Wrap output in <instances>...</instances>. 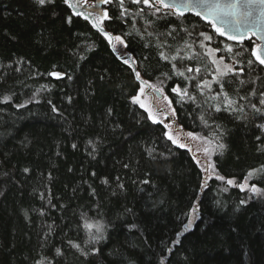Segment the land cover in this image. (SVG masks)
<instances>
[{
  "label": "trees",
  "instance_id": "obj_1",
  "mask_svg": "<svg viewBox=\"0 0 264 264\" xmlns=\"http://www.w3.org/2000/svg\"><path fill=\"white\" fill-rule=\"evenodd\" d=\"M105 6V27L125 41L140 77L168 95L177 126L212 143L211 174L133 102L141 85L132 68L64 0H0V264H264V116L239 99L264 91V66L251 55L255 40H227L190 13L167 18L179 36L163 50L180 48L184 59L173 63L201 69L185 73L196 80L185 79L160 59L156 35L144 31H153L145 21L155 18L134 15L146 6L125 0L123 18L119 0ZM157 23L155 31L166 30V22ZM201 31L212 37L203 48ZM225 44L238 77L226 91L248 106L215 113L205 127L201 108L172 88L203 100L194 85L212 81L209 49ZM218 90L213 83L212 93ZM260 91L249 99L264 108ZM216 124L225 145L219 151ZM95 221L106 226L104 238L85 244L84 224Z\"/></svg>",
  "mask_w": 264,
  "mask_h": 264
},
{
  "label": "snow or ice",
  "instance_id": "obj_2",
  "mask_svg": "<svg viewBox=\"0 0 264 264\" xmlns=\"http://www.w3.org/2000/svg\"><path fill=\"white\" fill-rule=\"evenodd\" d=\"M97 2L98 4H109L112 3L113 0H97ZM130 2L138 6L143 5L147 7V13L145 12L143 7H138L137 11L134 13V15L136 16L155 18L154 20L147 18L145 21L147 24L155 25V28H159L160 25L157 22H166L167 27L164 31H155V28L153 29V31H149L148 28H145L144 31L147 32L148 36L150 37L154 34L156 35L158 41L156 47L158 49H161L158 52V55L161 60L172 63L173 73L176 76L190 80H196V76H186L185 73H200L201 69H193L191 67L183 65L181 67H178L176 63H173L178 59H184V57L180 55V48H177L175 50V54L171 55L163 50L164 48H168L169 51H171V44L168 43V38L171 37L173 40H176L179 36L178 29L174 27L173 23L168 21L167 18L175 16L177 19H186V13L193 14L194 16L199 17L201 20L205 21L207 25L214 29L215 33H217L220 37H227V39L230 41H237L240 44H243L245 42L247 32L253 31V29L257 28L255 21L250 20V18L253 17L254 12L256 10H259L260 15L264 16V0H245L243 6H241L238 0H229V2H224V0H130ZM35 3L38 5H44L46 3L51 4L52 0H35ZM64 3L68 5L69 8L73 9V14L75 16H82L83 19L90 21L93 27H97L103 19L109 18L107 10L101 13L97 10L95 5L89 6L87 4V0H84L83 4L81 3V0H76L75 3H73L72 0H64ZM119 5L121 8L120 18L129 15L128 10L125 8V0H119ZM89 7H91L92 9L91 11L87 10ZM98 31H100L105 36L109 44H112L113 40H115L116 42L124 45V47L127 48V45L125 44V41L121 38V36L117 35L113 37L110 33L105 32L103 27H99ZM253 34L257 36L261 43L256 45V47L252 51V54L256 56V59L260 61V64L264 65V59L261 58L262 56H264V32L257 30L253 32ZM188 35L191 36L192 32H188ZM199 35L203 37V41L200 42V46L203 48L204 41H211L212 37L207 35L203 31H201ZM145 47H148V45L145 44ZM224 48L227 49L228 53H233V49L231 48V46L225 44ZM257 49H259L260 55H257ZM113 51H117L115 45H113ZM209 51H222V49L217 46L215 49H209ZM242 51H244V49H241L240 52L234 53V55L239 57ZM125 57L126 53H120L118 56V58L124 60V63L127 64L129 61ZM83 58L84 57H81V59ZM223 60L224 57L221 56L220 62L222 63ZM212 63L214 65H217L214 69L212 81L201 79L194 85V87L199 91L200 95L204 97L203 100L198 101L195 96L189 93L186 87L182 91L179 89V86L172 88L173 92H177L178 94H180V99L182 101L185 97H187V99L195 103L198 108H201L202 113L199 118L203 125L205 127H209V119L214 120L215 113H235L237 111L243 112L244 108L248 105H251L256 114L264 116V108L257 107L254 103H252L251 99H249L250 96L255 95V93L260 90L254 89L252 92L246 93V95L239 96V99L241 101L247 100L248 105H238L237 100L230 96L229 91H226V89H231L233 82L238 79V77L231 75L233 74V67L225 63L221 68L219 64H217L216 59H213ZM247 63L248 65H253L252 60H248ZM240 71L242 72L243 69H240ZM50 75L59 77L60 73H50ZM136 77L137 79H140L139 72H136ZM70 78L71 77H69V79ZM261 82L262 84H264V80H262ZM213 83L219 85V90L215 93H212ZM245 83V80H239L240 86H243ZM145 88H151L155 93L163 96L162 88L157 87L156 85H150L147 81H141L140 92L143 93ZM205 90H207V93L209 94H206ZM236 94L239 95V91H237ZM260 96L261 98L259 100V104L264 106V91H260ZM5 99L7 100L8 97H5ZM163 99L167 101L168 97L163 96ZM133 102L138 103L139 96L133 97ZM205 105H207V107H205ZM20 107H23V105H20ZM140 107L145 108V105L141 103ZM168 107H171L170 102L168 104ZM145 110L148 111L147 108H145ZM53 111H56V109L53 108ZM171 114L173 116L176 115L174 111ZM149 119H152L153 123L157 122L154 119L153 113L151 111H149ZM164 127L167 128L169 127V125L165 124ZM215 127L217 131L214 133V139L216 141L214 150L219 151L225 148V145L219 142L221 136L223 135V131L221 130V125L216 124ZM259 127L262 131H264V124L259 125ZM165 135L168 136V138L172 140L174 144L178 143V141L173 139V137L169 133H165ZM187 135L193 136L191 132H189ZM257 139H260V137H257ZM89 143L92 142L89 141ZM73 147L76 146L73 145ZM180 147H184V145L181 144ZM24 171L27 172L28 169L25 168ZM249 176H251V173L249 174ZM217 179L223 180L224 178L222 176H219L217 177ZM103 182L107 183L106 180ZM145 183H147V181H145ZM228 183L232 184L233 182L229 180ZM131 227L135 228L137 227V225L132 224ZM184 227L185 229L191 227V219H189V223L185 224ZM84 228L88 231L89 234V239L84 242L85 244L92 242L99 243V241L104 238L106 226L101 224L99 221L85 222ZM69 243L72 247L79 249L82 255H88V252L82 249L79 244L72 243L71 241ZM92 251L95 252L97 251V249L93 248ZM56 252L57 255H59L60 249H57Z\"/></svg>",
  "mask_w": 264,
  "mask_h": 264
},
{
  "label": "rangeland",
  "instance_id": "obj_3",
  "mask_svg": "<svg viewBox=\"0 0 264 264\" xmlns=\"http://www.w3.org/2000/svg\"><path fill=\"white\" fill-rule=\"evenodd\" d=\"M116 45L120 51H126L124 45H121L118 42H116ZM227 45L230 46L231 44H227ZM220 49H222V51L211 52L212 58L216 59L217 64H219V66L221 68L223 67V64H225V63L231 65L234 68V64L231 61H232V59H236V57H226L224 55V52L226 50L224 48V46ZM221 56L224 57V60L222 63L220 62ZM216 66L217 65H215V68H216ZM212 79H213V77H212ZM213 93H215V92H213ZM136 96H139V102L138 103L139 104L143 103L145 105V108L148 109V113H149V111H151L153 113V117L155 120H159L160 122L162 121L163 125H165V124L169 125V127L165 128L166 132L169 133L173 137V139L178 141V143H176V144H178V145L182 144V145H184V147L191 150L195 159L199 162V164L203 168V171H204V174L206 175V177L209 176L211 174V169H212V165H211V155H212V150H213L212 143L209 142L204 137H202L201 135L196 134L195 132H191L193 134V136H188L187 134L190 131H184L179 126H177L178 124H175L174 118H172L173 115L171 114L174 111L173 104H172L170 98L168 97V95L165 93V91L163 90V96L168 97L167 101H165L163 99V96L158 97L155 93H153L151 91H147L146 89H144V92L141 93L140 88H139V91H138ZM169 102L171 103L170 108L168 107ZM193 137H196V138H193ZM201 138H203V139H201ZM206 149H207V151H206ZM224 180L227 183L229 180H231L233 182L232 178H227ZM248 185H249L248 179L246 178L241 183V187L245 188ZM251 187H254V186H251Z\"/></svg>",
  "mask_w": 264,
  "mask_h": 264
},
{
  "label": "water",
  "instance_id": "obj_4",
  "mask_svg": "<svg viewBox=\"0 0 264 264\" xmlns=\"http://www.w3.org/2000/svg\"><path fill=\"white\" fill-rule=\"evenodd\" d=\"M72 2L73 3H75L76 2V0H72ZM83 2H84V0H81V3L83 4ZM224 2H229V0H224ZM238 2L241 4V6H243V4L245 3V0H238ZM87 4L89 5V6H93V5H95L96 6V8H97V10L99 11V12H103V11H105V10H107V8H106V6H105V4H98V2H97V0H87ZM71 9V8H70ZM88 11H91L92 9H91V7H89L88 9H87ZM71 12H72V14H73V9H71ZM108 12V11H107ZM74 15V14H73ZM82 17V16H81ZM83 18V17H82ZM104 20L105 19H103L101 22H100V24L97 26V27H93L92 26V23L89 21V23H90V25L95 29V30H97L98 31V28L99 27H103V29H104V31L105 32H107V33H110L113 37L114 36H116L115 34H113L110 30H108L106 27H105V25H104ZM250 20L251 21H255V23H256V25H257V28L256 29H253V31H248L247 32V35H246V37H245V40H247V39H250V38H253L254 40H255V44L253 45V47H252V49H251V54H252V51H253V49L256 47V45H258V44H260L261 42H260V40L257 38V36L256 35H254L253 34V32H255V31H257V30H259V31H262V32H264V16H261L260 15V11L259 10H256L255 12H254V14H253V17H251L250 18ZM205 22V21H204ZM211 28V27H210ZM212 29V28H211ZM213 31H214V29H212ZM98 32H100V31H98ZM101 33V32H100ZM102 34V33H101ZM217 34V33H216ZM103 35V34H102ZM218 35V34H217ZM104 36V35H103ZM104 38H105V36H104ZM223 38H225V39H227V37H223ZM106 39V38H105ZM107 40V39H106ZM228 40V39H227ZM108 41V40H107ZM234 42H237V41H234ZM108 44H109V42H108ZM113 45H115V47H116V49H117V51L116 52H114L113 51ZM109 47H110V49L112 50V52L115 54V56L118 58V56H119V54L120 53H126V57L125 58H127L128 59V65L132 68V70H133V72H134V75H135V78L137 79V77H136V72H138V67H137V63H136V61H135V59L133 58V56H132V54H130L127 50L126 51H120L119 50V48L117 47V45H116V41L115 40H113V42H112V44H109ZM257 55H260V51H259V49H257ZM252 57L255 59V61L258 63V64H260V61L259 60H257L256 59V56H254L253 54H252ZM262 59H264V56H262L261 57ZM119 60H121L122 62H124V60H122V59H120V58H118ZM260 65H262V64H260ZM262 66H264V65H262ZM138 80V82L140 83V85H141V81H147L146 79H144V78H142V77H140V79H137ZM148 82V81H147ZM148 84H150V85H152L150 82H148ZM147 91H151V92H153V93H155L151 88H145ZM158 97H161V95H158L157 93H155ZM175 116H173L172 118H174ZM174 122H175V124H177V122L174 120Z\"/></svg>",
  "mask_w": 264,
  "mask_h": 264
}]
</instances>
